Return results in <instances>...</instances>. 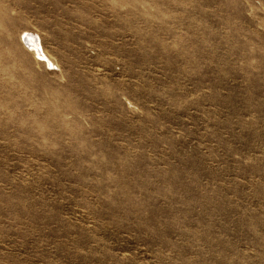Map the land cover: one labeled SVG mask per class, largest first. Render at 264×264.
I'll list each match as a JSON object with an SVG mask.
<instances>
[{"label":"rangeland","instance_id":"rangeland-1","mask_svg":"<svg viewBox=\"0 0 264 264\" xmlns=\"http://www.w3.org/2000/svg\"><path fill=\"white\" fill-rule=\"evenodd\" d=\"M0 264H264V0H0Z\"/></svg>","mask_w":264,"mask_h":264},{"label":"bare ground","instance_id":"bare-ground-1","mask_svg":"<svg viewBox=\"0 0 264 264\" xmlns=\"http://www.w3.org/2000/svg\"><path fill=\"white\" fill-rule=\"evenodd\" d=\"M26 32V31H25ZM22 37H23V42H24V44L26 45V46H30L31 48H33L34 49V51L36 52V51H38L37 50V43H36V41H35V38H34V36H32V35H30L29 33H24L23 35H22ZM41 51V50H40ZM40 53V52H39Z\"/></svg>","mask_w":264,"mask_h":264}]
</instances>
